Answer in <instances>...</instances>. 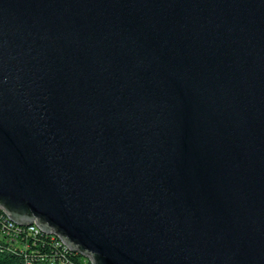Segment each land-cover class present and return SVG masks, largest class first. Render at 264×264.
Instances as JSON below:
<instances>
[{"label": "water", "instance_id": "obj_1", "mask_svg": "<svg viewBox=\"0 0 264 264\" xmlns=\"http://www.w3.org/2000/svg\"><path fill=\"white\" fill-rule=\"evenodd\" d=\"M0 209L92 264H264V0H0Z\"/></svg>", "mask_w": 264, "mask_h": 264}, {"label": "trees", "instance_id": "obj_2", "mask_svg": "<svg viewBox=\"0 0 264 264\" xmlns=\"http://www.w3.org/2000/svg\"><path fill=\"white\" fill-rule=\"evenodd\" d=\"M9 218L0 211V231L6 232ZM90 264L86 256L68 250L58 237L49 234L37 236L13 232L0 240V264Z\"/></svg>", "mask_w": 264, "mask_h": 264}, {"label": "built area", "instance_id": "obj_3", "mask_svg": "<svg viewBox=\"0 0 264 264\" xmlns=\"http://www.w3.org/2000/svg\"><path fill=\"white\" fill-rule=\"evenodd\" d=\"M1 212H3V210L0 209ZM4 213V212H3ZM6 216L7 214L4 213ZM8 217V216H7ZM9 218V217H8ZM10 220V218H9ZM8 229H6V232L4 233L3 231H0V240L3 239H7L9 237V235H11L13 232H16L18 234H27V235H33V236H37L39 234H43L45 232H43L38 226L37 224L34 222L32 225L30 226H23V225H18L17 223L13 222L12 220H10L9 225L7 227ZM45 234H49V235H53L55 237H58L55 234H50V233H45ZM59 238V237H58ZM60 242L68 249L70 250L65 244L64 242L59 238ZM72 251V250H71ZM87 259L89 260L90 264H92L91 260L89 257H87ZM50 264H57L56 263V259H52L50 261Z\"/></svg>", "mask_w": 264, "mask_h": 264}]
</instances>
